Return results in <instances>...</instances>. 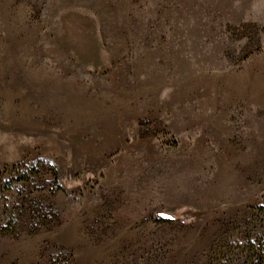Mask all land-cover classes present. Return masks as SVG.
<instances>
[{
    "label": "rangeland",
    "instance_id": "rangeland-1",
    "mask_svg": "<svg viewBox=\"0 0 264 264\" xmlns=\"http://www.w3.org/2000/svg\"><path fill=\"white\" fill-rule=\"evenodd\" d=\"M264 0H0V264H252Z\"/></svg>",
    "mask_w": 264,
    "mask_h": 264
},
{
    "label": "trees",
    "instance_id": "trees-1",
    "mask_svg": "<svg viewBox=\"0 0 264 264\" xmlns=\"http://www.w3.org/2000/svg\"><path fill=\"white\" fill-rule=\"evenodd\" d=\"M252 247L254 248L253 258L255 259L252 264H264V230L257 243L253 244Z\"/></svg>",
    "mask_w": 264,
    "mask_h": 264
}]
</instances>
